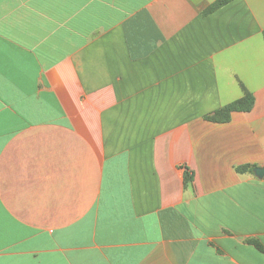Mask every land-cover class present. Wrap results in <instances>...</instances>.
Instances as JSON below:
<instances>
[{
    "label": "crops",
    "instance_id": "obj_1",
    "mask_svg": "<svg viewBox=\"0 0 264 264\" xmlns=\"http://www.w3.org/2000/svg\"><path fill=\"white\" fill-rule=\"evenodd\" d=\"M215 1L0 0V264H264V0Z\"/></svg>",
    "mask_w": 264,
    "mask_h": 264
},
{
    "label": "trees",
    "instance_id": "obj_2",
    "mask_svg": "<svg viewBox=\"0 0 264 264\" xmlns=\"http://www.w3.org/2000/svg\"><path fill=\"white\" fill-rule=\"evenodd\" d=\"M231 0H216L213 2V4L210 6V9H216L222 5L227 4ZM255 103V97L252 93L246 92L245 95L237 99L229 104H226L225 106L216 109L210 114H207L205 118L209 121L217 122V123H226L229 122L232 118L233 112H248L250 111ZM257 167L254 164H243L236 166L237 172L244 173V172H254V168ZM192 179L191 174L188 172L185 173V181H189ZM247 241L251 244H253L257 249H259L261 252L264 253V244L261 243L259 239L256 238H249Z\"/></svg>",
    "mask_w": 264,
    "mask_h": 264
},
{
    "label": "water",
    "instance_id": "obj_3",
    "mask_svg": "<svg viewBox=\"0 0 264 264\" xmlns=\"http://www.w3.org/2000/svg\"><path fill=\"white\" fill-rule=\"evenodd\" d=\"M254 173L258 178H264V166H257L254 168Z\"/></svg>",
    "mask_w": 264,
    "mask_h": 264
}]
</instances>
